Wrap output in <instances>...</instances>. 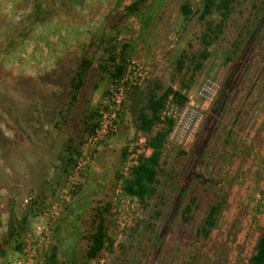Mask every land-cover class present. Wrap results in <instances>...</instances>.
<instances>
[{"label": "rangeland", "instance_id": "rangeland-1", "mask_svg": "<svg viewBox=\"0 0 264 264\" xmlns=\"http://www.w3.org/2000/svg\"><path fill=\"white\" fill-rule=\"evenodd\" d=\"M179 1L137 2L134 11L141 17V32L151 42L146 47L150 53L141 59L149 64V73L136 85L133 102L125 95L118 129L98 143L85 179L58 218L51 235L56 264H245L264 226V1L238 0L219 38L208 46L186 101L181 106L167 102L178 113L160 156L156 192L144 207H137L121 232L114 225L109 250L84 259L81 233L90 228L91 206L109 200L113 173L121 161L119 148L134 134L135 106L156 77L177 86L178 52L201 47L202 22L184 21ZM35 2H43L46 18L34 17ZM126 2L116 1L120 10L114 11L108 2L96 0H0V100L10 107L9 115L0 110V264H14L19 252L12 240H3L7 217L27 215L25 231L15 237L22 242L56 180L62 140L72 134L81 109L99 103L108 80L105 74L97 76L96 63L109 52L110 44L116 48L138 37L137 17L129 21L135 19V27L118 21L125 18ZM245 23L249 28L244 41L234 58L226 61L231 42ZM83 51L92 65L78 100L59 115L67 100L69 75ZM237 64L243 80L222 94V82ZM205 77L214 80L215 90L203 97L199 92ZM158 193L164 203L154 218L151 211ZM190 194L196 196V206L181 221L180 207ZM33 197L37 203L30 204ZM216 198L221 205L214 226L206 237L196 236L197 221Z\"/></svg>", "mask_w": 264, "mask_h": 264}, {"label": "trees", "instance_id": "trees-1", "mask_svg": "<svg viewBox=\"0 0 264 264\" xmlns=\"http://www.w3.org/2000/svg\"><path fill=\"white\" fill-rule=\"evenodd\" d=\"M138 1L143 2L145 0H130L125 4L126 13L137 10ZM263 1L264 0H262V2ZM42 3L43 2L34 3L33 14L37 19H41L40 17L44 16V18L47 17L46 14L48 11L41 9ZM235 3H238V0H197L194 4L189 0H180L177 4V9L184 21L195 18L202 22V30L199 34V44L201 47L190 52L186 49H181L178 52L174 59V72L175 74H178L177 86H174L171 83H164L160 78L156 77L148 86L143 101L135 106L133 122L134 134L128 138V142L138 131L148 133L153 130V132L147 137V143L151 149L147 155L139 154L137 156L136 163L129 167L127 175L122 178V185L127 193L136 197L138 206L140 207H144L147 204L148 199L156 192V183L158 182L157 175L161 172L160 156L167 139V134L174 122L170 115L161 116L160 111L164 107L167 99L172 101L176 106H181L186 101V91L190 86V82L193 80L195 73L201 68L203 60L208 56V46L219 38L229 16L233 12ZM251 5L254 6L253 4ZM251 18L254 20L256 16L253 14L251 15ZM248 28V25L245 23L242 24L240 30L236 32V35L231 42V53L225 55L226 61L234 58L233 53L237 51L243 43ZM123 46L124 45H121L116 52H112L109 49L114 50L115 46L113 43L110 44L108 47L109 52H107L102 60L96 63L98 77H100L101 74H105V77L109 81L121 73L125 57L122 51ZM91 64V57L87 52L83 51L77 60L75 68L69 75L66 90L67 100L62 108L59 109V115L62 114L63 110L71 109L73 104L78 100L80 88ZM233 69L234 70H231L230 75L226 80L222 82V91H220L222 94H226L225 91H227L229 86L238 85L239 87V84L243 80L239 65H235ZM250 85L249 88H251ZM122 106L123 112V102ZM97 107L98 105L85 108L84 110L81 109V116H79V121L74 127L72 134H67L62 140L59 146L60 167L58 168L56 180L51 184L52 186L48 193H53L57 185L59 186L64 182L68 169L74 163L75 157L79 154L83 136L88 133L95 124ZM0 110L8 115L10 114V107L8 108V105L4 104L1 100ZM121 117L122 113L120 118ZM208 119H210L209 116L206 118L205 125H207ZM99 144H96V146L92 148V152L97 146H99ZM127 144L120 146L118 151L119 160H122L125 156ZM91 155L90 159L92 157ZM88 163L86 164V173L89 168ZM118 170L113 173L115 178L120 175ZM80 183L81 182L77 183L75 187L79 188ZM75 187L71 190V196L75 193ZM157 195L151 211V217L154 218L159 217L161 206L164 203V196L161 193H158ZM29 201L30 204L37 203V200H35L34 197L29 199ZM220 205V198H216L207 204L203 215L195 225L194 234L196 236L206 237L209 234L210 229L215 224ZM195 206L196 196L190 194L180 207L179 213L181 221H186L189 218L191 210ZM28 209L30 208L28 207ZM91 209L92 211L89 215L90 228L87 232L83 234L81 233V236L85 238V246L83 248L85 260L93 259L103 248L109 250L113 242L112 228L114 227V220L109 209V202L104 201L100 204L97 201L96 204L91 206ZM26 220L27 215L25 213L18 218L15 216H8L6 220L3 240L5 242L12 240L14 248L18 250L20 249L22 242L16 240L15 237L17 238L25 231ZM55 252L56 245L53 238H51L48 250L45 254V264H56L57 258ZM245 264H264V226L253 242L252 249L246 257Z\"/></svg>", "mask_w": 264, "mask_h": 264}, {"label": "built area", "instance_id": "built-area-1", "mask_svg": "<svg viewBox=\"0 0 264 264\" xmlns=\"http://www.w3.org/2000/svg\"><path fill=\"white\" fill-rule=\"evenodd\" d=\"M149 68L147 62L134 55L124 57L123 70L118 76L108 81L105 91L100 97L94 126L83 136L79 154L68 169L64 182L57 185L53 193H47L40 203V209L35 215L29 232L22 239L18 255L13 260L14 264H42L58 218L65 204L70 200L71 190L85 177L86 164L90 159L92 148L118 129L126 91L139 85L148 76ZM214 85L215 82L210 77L203 78L199 93L203 97L213 93ZM168 101L170 100L167 99L160 115H170L174 121L178 112L176 107L171 109V106H168ZM152 132L153 130L148 133L138 131L130 139L126 147V154L119 165L120 175L113 182L108 201L109 209L113 213L114 225L119 229V232L130 223L138 207L136 197L124 190L122 178L127 175L129 167L136 163L139 154L147 155L149 153L151 147L147 143V137Z\"/></svg>", "mask_w": 264, "mask_h": 264}, {"label": "crops", "instance_id": "crops-1", "mask_svg": "<svg viewBox=\"0 0 264 264\" xmlns=\"http://www.w3.org/2000/svg\"><path fill=\"white\" fill-rule=\"evenodd\" d=\"M104 1L108 2L109 4H111L110 6H114V11H115V9L116 10H118V9L120 10V7L119 8L117 6L115 7L116 1H118V0H96V3L98 4V3H101V2H104ZM126 1H127L126 3L129 2V0H126ZM105 10H108V8L105 7ZM133 12H131V13L130 12L129 13H126L125 12L123 14V16L125 17L124 19H120V17L118 18V21H120V23H121V21L122 22H125L126 23L125 25L128 26L129 28L132 26V23L134 25L132 27H135V24H134L135 23V19L132 20L131 21L132 23H131V22H129L130 21V18H136L137 17L138 20H139L138 28H137L136 34H135L138 37L136 39H134V38L131 37L132 39H129V40L127 39L125 42H121V45H124L122 51H123V54H135V56L138 57L139 59H142V58H145L146 59L147 58L146 55H148V53H150V51L149 52L147 51L146 47H149L150 46L149 43H151V42L148 41V40H147L148 42H146V40H144L145 38L147 39V35H145L146 32H141L142 23H141L140 16H138L137 15L138 13L136 14L135 11H133ZM101 13L104 14L103 11ZM104 23H105V21L103 20V22H101V25H104ZM139 39H142V41H140V43H138L139 42ZM118 48L119 47L117 46L115 49L118 50ZM138 87L133 86L132 88H130L127 91L128 93H126L128 98H130V97L132 98V102H133L134 96L136 95L135 94L136 93V90L135 89H137ZM128 98H126V99H128Z\"/></svg>", "mask_w": 264, "mask_h": 264}]
</instances>
